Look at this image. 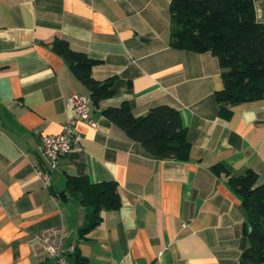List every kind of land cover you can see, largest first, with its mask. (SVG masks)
Segmentation results:
<instances>
[{"label": "crops", "instance_id": "1", "mask_svg": "<svg viewBox=\"0 0 264 264\" xmlns=\"http://www.w3.org/2000/svg\"><path fill=\"white\" fill-rule=\"evenodd\" d=\"M171 0H0V264H49L30 240L65 224L76 244L73 264H238L248 245L247 209L229 185L253 168L264 181V97L219 113L218 57L171 45ZM264 20V0H255ZM62 36L98 59L97 79L114 77L115 92L91 101L93 127L52 169L41 152L45 133L75 117L73 92L89 94L51 43ZM129 101L135 115L169 104L180 110L191 147L185 159L163 157L131 138L103 113ZM50 174L44 184L39 168ZM68 175L115 180L118 208L103 209L82 231L90 207L67 189Z\"/></svg>", "mask_w": 264, "mask_h": 264}, {"label": "trees", "instance_id": "2", "mask_svg": "<svg viewBox=\"0 0 264 264\" xmlns=\"http://www.w3.org/2000/svg\"><path fill=\"white\" fill-rule=\"evenodd\" d=\"M170 11L171 45L211 51L219 59L223 86L215 91V97L220 114L230 116L233 104L264 97V20L257 19L255 0H171ZM51 46L85 84L94 102L114 94V77L97 79L92 74L98 59L73 48L62 36ZM103 113L152 153L180 159L189 156L191 141L176 107L157 104L145 114L135 115L124 100L118 106L105 107ZM211 168L226 172L229 185L247 209L248 245L238 264H264V181L257 180L253 168L237 173L225 162L213 163ZM66 183L67 189L76 191L90 207L82 231L99 222L103 209L121 204L115 180L91 182L86 176L68 175Z\"/></svg>", "mask_w": 264, "mask_h": 264}, {"label": "built area", "instance_id": "3", "mask_svg": "<svg viewBox=\"0 0 264 264\" xmlns=\"http://www.w3.org/2000/svg\"><path fill=\"white\" fill-rule=\"evenodd\" d=\"M67 101L73 106L75 117L67 120L59 132L42 135L40 148L50 169L58 165L63 153L72 150L82 139V133L75 126L77 119H86L93 127L97 126V121L90 115L92 98L89 94L73 92ZM39 174L47 185L50 178L48 170L41 167ZM69 235L70 230L63 223L42 227L34 232L30 240L32 251L40 261L49 260V264H73L70 257L76 251V244L67 242ZM161 256L162 251L155 260L146 264H160Z\"/></svg>", "mask_w": 264, "mask_h": 264}, {"label": "water", "instance_id": "4", "mask_svg": "<svg viewBox=\"0 0 264 264\" xmlns=\"http://www.w3.org/2000/svg\"><path fill=\"white\" fill-rule=\"evenodd\" d=\"M69 192H71L74 196H76V191L69 189Z\"/></svg>", "mask_w": 264, "mask_h": 264}]
</instances>
